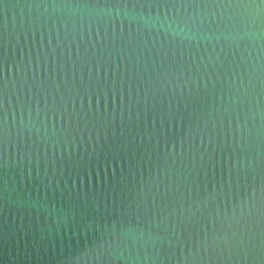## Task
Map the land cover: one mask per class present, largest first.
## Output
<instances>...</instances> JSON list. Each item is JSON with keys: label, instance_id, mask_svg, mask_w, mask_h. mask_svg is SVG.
I'll return each instance as SVG.
<instances>
[{"label": "water", "instance_id": "1", "mask_svg": "<svg viewBox=\"0 0 264 264\" xmlns=\"http://www.w3.org/2000/svg\"><path fill=\"white\" fill-rule=\"evenodd\" d=\"M0 264H264V9L0 0Z\"/></svg>", "mask_w": 264, "mask_h": 264}, {"label": "snow or ice", "instance_id": "2", "mask_svg": "<svg viewBox=\"0 0 264 264\" xmlns=\"http://www.w3.org/2000/svg\"><path fill=\"white\" fill-rule=\"evenodd\" d=\"M175 2V0H174ZM182 6L187 5L189 3L196 4L197 0H180ZM200 3H204L205 0H199ZM219 2V0H217ZM227 2L231 3L232 0H227ZM241 2H247L250 6L255 5L257 8L264 9V0H241Z\"/></svg>", "mask_w": 264, "mask_h": 264}]
</instances>
